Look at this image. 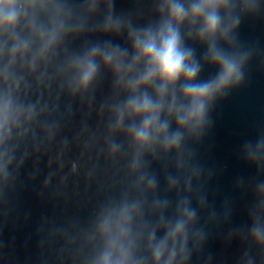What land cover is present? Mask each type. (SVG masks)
I'll use <instances>...</instances> for the list:
<instances>
[{
    "label": "clouds",
    "instance_id": "1",
    "mask_svg": "<svg viewBox=\"0 0 264 264\" xmlns=\"http://www.w3.org/2000/svg\"><path fill=\"white\" fill-rule=\"evenodd\" d=\"M262 12V0H151L141 23L137 12L117 13L115 0H0V189L23 163L21 142L44 110L30 98L33 84L54 78L77 96L108 73L107 155L122 160L123 181L91 209L79 264H190L209 226L232 214L230 200L219 212L209 204L214 170L199 162L196 145L216 103L246 80L255 51L237 33L245 17ZM95 35L124 43L88 39ZM205 65L216 72L201 80ZM239 155L256 170L235 181L251 194L250 223L226 238L244 246L237 264H264V129Z\"/></svg>",
    "mask_w": 264,
    "mask_h": 264
},
{
    "label": "water",
    "instance_id": "2",
    "mask_svg": "<svg viewBox=\"0 0 264 264\" xmlns=\"http://www.w3.org/2000/svg\"><path fill=\"white\" fill-rule=\"evenodd\" d=\"M115 11L137 12L143 23L151 0H115ZM237 35L244 47L255 51L246 80L216 103L210 114L212 127L196 145L199 162L214 170L207 184L209 204L219 212L230 200L232 214L228 223L209 226L203 251L190 264H204L208 256L212 264H237L244 246L239 240L228 241L227 232L250 223L251 194L237 190L235 181L256 176L239 149L264 129V12L245 17ZM88 39L124 43L123 38L103 35ZM191 46L197 56L204 52L199 44ZM215 72L205 65L199 79ZM113 95L108 73L93 91L77 96L54 78L33 84L30 98L39 100L44 110L21 142L17 162L23 158V163L13 170L12 182L0 189V264H79L82 229L91 209L123 181L122 160L107 155L105 101ZM153 170L160 174L157 165ZM160 180L163 190L162 176Z\"/></svg>",
    "mask_w": 264,
    "mask_h": 264
}]
</instances>
